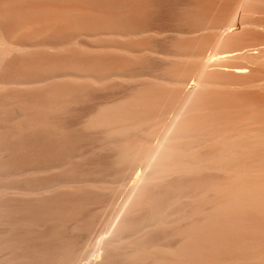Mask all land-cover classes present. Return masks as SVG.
<instances>
[{"label":"rangeland","instance_id":"1","mask_svg":"<svg viewBox=\"0 0 264 264\" xmlns=\"http://www.w3.org/2000/svg\"><path fill=\"white\" fill-rule=\"evenodd\" d=\"M35 1L39 0L22 4L27 8L36 5ZM226 1V19L222 12L224 17L217 23L199 24L203 29L184 22L181 16L191 0H151L133 17L120 2L103 9L101 0H65L61 3L65 18L4 24L0 264H150L153 260L157 264L154 251H177L184 239L182 229L203 221L210 207L203 205L202 184L224 178L216 166L201 164L193 172L184 168V175L165 173L156 180L150 200L153 207L150 202L138 204L137 199L131 202L126 197L128 187L149 162L153 143L179 109L186 80L198 74L217 41L220 28L211 26L233 16L239 0ZM263 31L259 41L253 39L261 43L260 48H264ZM200 36H208L209 43L204 37L198 48ZM251 41L247 44L256 42ZM155 87L168 94L174 89L175 94L170 99L162 96L146 120L139 123L130 118L122 133L115 125L100 121L103 111ZM203 137H197L198 143ZM206 138L198 144L201 147L195 146L203 156L217 149ZM127 148L140 151L125 158ZM149 176L143 178L146 187L141 186L142 191L153 184ZM127 206L130 209L125 211ZM156 213L164 217L159 225ZM113 223L119 229L112 235L108 230ZM135 246L150 250L153 257L142 254L143 261H136L132 257ZM98 247L105 252L99 254Z\"/></svg>","mask_w":264,"mask_h":264},{"label":"bare ground","instance_id":"2","mask_svg":"<svg viewBox=\"0 0 264 264\" xmlns=\"http://www.w3.org/2000/svg\"><path fill=\"white\" fill-rule=\"evenodd\" d=\"M22 1L24 0H0V69L5 62L6 43L3 30L5 23L12 20L48 21L65 18L64 7L61 6L65 0H37L36 5L32 4L27 8ZM150 1L101 0L103 9L115 2L123 3V6L129 9L127 11L129 17L143 12V7ZM39 2L42 3L38 4ZM226 2V0H191L190 5L181 12V16L183 20H186L184 22L189 21L188 24L198 25V28L199 24H206V26L215 24L221 19L220 16L223 18V15L227 14H224L226 5H229ZM226 17L225 15L224 19ZM223 21V23L220 22L221 27L219 22V26H211L216 30L220 28L221 31L214 43L215 46L213 45L210 52L206 50L208 52L206 55L203 54L206 57L198 74L189 79V82L186 80L187 90L179 109L167 121L161 136L153 143V151L149 155L147 167L141 168V174L139 172L128 187L129 195L126 198L129 201L132 199L131 202L135 199L137 203L150 202L153 207L154 201L150 200L156 192L157 179L167 172L183 174L184 168L192 172L196 171L201 164L208 166L207 168H213V166L218 167V170L221 168L224 178L223 180H205L202 184L201 189L204 192H201L203 195L201 199L203 205H209L210 210L208 212L206 210L203 218L200 216L202 222H194L192 226L190 223L188 228L182 229L184 239L178 245L179 247L177 246V251L161 253L155 249L157 251H154L156 254L153 255L149 253L150 250L146 251L145 247L141 248L143 245L141 249L137 248L136 243L134 247L137 248L136 252L134 254L130 252L133 254L132 257L135 255L133 258L136 261H143L140 258L143 259L144 255L148 258L147 255L151 254L157 264H264V48H260L261 43L256 41H259L258 37L263 35L264 0H239L231 19ZM246 24L249 25L248 29L244 28ZM250 25L263 29L256 30L258 28L253 29L254 26L251 29ZM211 27L207 29L211 30ZM200 29L203 28L200 27ZM204 37L207 42L209 41L208 36H200L196 42L198 48L202 47ZM249 39H252L251 42H256L249 45L247 44ZM253 39L256 40L253 41ZM250 46H254L255 49H248ZM254 50L259 51V54L254 53ZM146 89L140 92L136 99L103 111L100 121L115 125L122 133L130 124H127V120L134 118L141 123L158 106L162 96L166 95V98L170 99L175 94L174 89L170 90L169 94L165 91L161 93L159 88L147 91ZM198 136H205V138L207 136L210 140L212 139L211 143L217 146V149L214 148L212 151V155L203 156L196 149L198 147L195 146L201 147L198 145L200 143L197 141ZM205 138L201 140L204 141ZM213 145L212 147H215ZM137 151L140 150L127 148L125 158H129L133 152ZM150 172L153 175L151 177ZM146 175L153 177L151 179L153 184H147L150 189L142 191L144 188L141 186L146 187L145 184V186L142 185ZM161 185L163 186L162 183ZM168 186L165 187L168 188ZM176 191L178 190L175 189ZM126 198L123 200L126 201ZM163 199L165 202V198ZM128 209L130 207L127 206L125 211ZM193 212L198 214L202 213V210ZM120 213L122 215L124 212ZM162 216L157 217L156 224L161 222L159 220L164 218ZM113 224L116 225L108 230L112 235L115 229H119L117 223ZM108 235L105 238L111 236ZM109 240L111 239L108 238L106 242ZM101 246L103 249L104 245ZM154 248L156 247L151 249ZM100 250L97 251L99 254L105 252V249ZM102 261L98 260L104 263Z\"/></svg>","mask_w":264,"mask_h":264},{"label":"water","instance_id":"3","mask_svg":"<svg viewBox=\"0 0 264 264\" xmlns=\"http://www.w3.org/2000/svg\"><path fill=\"white\" fill-rule=\"evenodd\" d=\"M0 55H1V53H0Z\"/></svg>","mask_w":264,"mask_h":264}]
</instances>
